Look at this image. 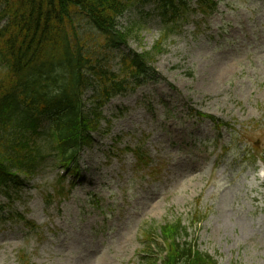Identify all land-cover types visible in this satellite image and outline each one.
<instances>
[{
    "label": "rangeland",
    "instance_id": "1",
    "mask_svg": "<svg viewBox=\"0 0 264 264\" xmlns=\"http://www.w3.org/2000/svg\"><path fill=\"white\" fill-rule=\"evenodd\" d=\"M160 27L154 4L119 21L137 53L153 47ZM109 56L117 71L121 53ZM153 69L103 107L96 142L81 155L85 182L66 200L45 204L62 178L54 159L23 177L11 206L0 196L29 224H0V264H138L143 253L157 255L141 232L159 235L177 221L217 264H264V0H224L205 21L189 13ZM137 149L144 169L128 152Z\"/></svg>",
    "mask_w": 264,
    "mask_h": 264
},
{
    "label": "trees",
    "instance_id": "2",
    "mask_svg": "<svg viewBox=\"0 0 264 264\" xmlns=\"http://www.w3.org/2000/svg\"><path fill=\"white\" fill-rule=\"evenodd\" d=\"M195 1L193 14L216 9L212 0ZM147 4H155L163 28L149 52L136 53L117 20ZM188 13L186 0H0V196L10 202L50 155L69 167L79 147H90L102 107L154 75L151 64ZM114 51L121 53L117 72L108 63ZM133 154L144 164L143 154ZM160 236L161 264H216L187 241L181 221L162 226Z\"/></svg>",
    "mask_w": 264,
    "mask_h": 264
},
{
    "label": "bare ground",
    "instance_id": "3",
    "mask_svg": "<svg viewBox=\"0 0 264 264\" xmlns=\"http://www.w3.org/2000/svg\"><path fill=\"white\" fill-rule=\"evenodd\" d=\"M91 258V254L88 252V259Z\"/></svg>",
    "mask_w": 264,
    "mask_h": 264
}]
</instances>
